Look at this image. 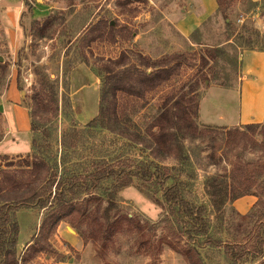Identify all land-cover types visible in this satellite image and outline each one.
<instances>
[{
  "label": "rangeland",
  "instance_id": "obj_1",
  "mask_svg": "<svg viewBox=\"0 0 264 264\" xmlns=\"http://www.w3.org/2000/svg\"><path fill=\"white\" fill-rule=\"evenodd\" d=\"M234 1L227 9L231 27L222 13L202 25L200 32L188 41L179 34L176 24L188 13H199L201 0H0V181L8 183L9 180L3 181L6 175L24 177L21 170L30 169L26 160L32 162L34 156L32 139L44 136L46 125H50L59 138L70 130L67 141L76 140V145L71 147L69 163L75 164V168H85L100 159L115 164L127 157L145 166L149 152L142 145L134 144L122 134L87 125L99 114L101 79L98 73L103 65L113 64L123 54L127 63L137 62L140 54L153 61L177 54L184 56V59L171 62L178 68L172 77L143 97L119 94V112L143 134L149 132L169 94H193L200 102L206 95L204 110L228 114L234 94L229 96L216 86H235L241 68L240 52L246 47L244 39L253 33L254 46L262 48L264 44V0H260L263 3L258 6H250L248 0ZM49 17L54 20L52 29L42 33L41 26ZM97 24L105 29L101 34L92 33L95 29H91ZM9 30L17 37L14 46L8 40ZM73 31L80 32L70 40ZM230 35L231 39L227 40ZM68 46H71L69 63L66 62ZM217 46L221 52H217L215 58L209 56V50ZM73 55L84 61L74 63ZM137 64L142 69V61ZM42 78L48 82V88L59 85V92H63L59 93L60 107L63 95L68 92L74 116L80 123L78 134L61 111L53 115L49 123H38L37 133L32 131L34 94L46 92ZM195 121L203 125L198 115ZM42 124L46 125L41 127ZM219 127L222 128L220 133L214 136L219 148L216 153L212 152L214 142L187 138L190 160L158 161L179 177L183 196L190 204L206 206V233L189 232L190 224L181 221L179 211H176L177 217L166 204L160 206L153 199L154 202L151 197L165 203V180L156 173L146 179L140 171L141 176L134 177L132 185L120 191L116 215L129 220H125L123 228L107 242L103 237L97 236L96 240L92 237V226L86 220L78 228L63 220L49 230L43 227V222L41 224L43 209L13 213L9 225L12 222L20 225L16 243L20 264H189L186 256L177 250L178 245H190L186 247L199 254L201 264H264V252L258 257L239 255L235 260L229 255L234 247L241 250L248 243L252 244L250 248L256 245L264 251V227L260 229V237L255 231L260 228L258 219L264 212V176L252 185L257 195L248 194L236 200L229 197L220 208L213 205L211 194L214 182L232 183L230 170L237 169L239 163L255 165L253 171L258 173V166L264 161V150L254 141L234 149L223 134V127L237 126ZM238 127L256 141H263L262 126L250 129L244 124ZM244 185L246 183L241 184ZM246 196H253L256 201L242 210L238 200ZM98 197L103 206L107 205L105 195ZM40 226L43 234L40 232L38 239L45 246L25 262L22 254L38 246L36 234Z\"/></svg>",
  "mask_w": 264,
  "mask_h": 264
},
{
  "label": "trees",
  "instance_id": "obj_2",
  "mask_svg": "<svg viewBox=\"0 0 264 264\" xmlns=\"http://www.w3.org/2000/svg\"><path fill=\"white\" fill-rule=\"evenodd\" d=\"M234 2V0H217L218 8L216 12L210 15L202 25H206L223 13L226 23L231 27L232 22L227 9ZM262 3V1L248 0L250 6H258ZM53 24V18L49 17L42 24L41 32L51 30ZM201 26L189 37H185L180 32L179 34L189 41L196 33L200 32ZM242 26L245 28V25ZM78 29H80V26ZM91 30H94L92 33L101 34L105 29L97 24ZM79 32L73 31L70 40ZM252 34L244 39L245 48L264 50V44L262 48L254 46L255 41ZM231 36L227 40H230ZM234 46L237 49L236 45ZM70 48L71 46L66 48V62L68 63L70 62L69 58H71ZM214 48V50H209V56L215 58L217 52L221 51L218 49L219 46ZM123 55L113 64L103 65V70L98 73L101 79L99 114L87 125L122 134L134 144L142 145L149 152L145 166H140V162L127 157L119 159L118 164L100 159L85 168H75V164L69 163V160H71V147L76 145V140H72L71 143L67 141V138L71 135L70 130H66L59 138L58 135L54 134V130L50 125L42 124L41 127L46 125L43 130L45 135L34 136L31 142L34 156L32 162L29 159L26 160V165L30 169L21 170L24 177L22 175L20 178H15L12 175L3 177V181L9 180V185V182L3 183L0 181V264H20L21 257H18L16 247L20 225L17 222H12L9 225L11 215L19 210L43 209L41 224L43 222V227L47 226L49 230L54 229L63 220L68 221L76 228L81 226L82 221L86 220L92 226L90 233L95 240L97 236L103 237L105 242L112 239L114 234L123 228L125 220H129L128 217H118L116 215L119 209L120 191L131 186L134 182L133 178L141 176L140 171L145 174L146 179L156 173L162 181L165 180L163 189L165 203L151 197L152 200L154 199L160 206L166 204L170 212L171 210L175 212V216H177L176 211H179L181 221H188L190 224L189 232L197 231L199 234L207 232L208 225L204 213L206 206L190 204L183 196L179 177L166 165H160L158 161H165L169 158H176L182 162L190 160L189 150L185 143L187 138L202 139L207 143L214 142L212 152L216 153L219 148L214 136L220 133L219 130L222 128L204 124L200 126L196 123L195 117L199 114L200 99L198 96L189 93L169 94L163 102L162 111L152 121L147 134H143L142 131L134 128L130 125L129 119L119 112V94L126 93L143 97L147 91L153 90L168 81L178 69L177 66L171 65V62L175 59H184V56L183 54H177L178 56L173 55L153 61L150 57L140 54L137 61H142V69H140L141 65L137 62H125ZM72 58L76 64L84 61L83 58L78 56L73 55ZM149 68H152V70L149 71ZM50 81L57 83L56 80L50 79ZM41 83L46 92L45 94L41 92L34 94L32 131L37 133L40 128L38 123L45 121L49 123L52 116L58 115L61 111L69 119L71 127L75 128V134H78L77 125H80V123L74 116V109L68 92L63 95L64 100L60 107L58 102L59 93L63 94V92H59V85L56 88H48V82L44 78H42ZM36 118H38V121ZM246 126L250 129L262 126L260 133L263 136V141H256L247 131L238 126L223 127L225 129L223 134L234 149L254 141L264 150V123H249ZM75 134H72V136H75ZM135 162H138V164ZM253 166L255 165L249 166L239 163L237 169L232 168L230 170L232 183L226 181L227 184L224 185L221 184V181L220 183L214 182L211 186L213 188L211 190L213 205L220 208L229 197L236 200L248 194L257 195L254 193L253 186L264 176V161L258 166V173L253 171ZM243 183H246V185L241 186ZM262 191L264 193V186ZM87 194L93 195L88 199L82 198ZM100 194L106 196L107 205L103 206V202H100L98 197ZM258 196L260 199V195ZM93 205H95L94 210L92 209ZM101 211L103 216L100 215ZM258 221L260 228H256L255 231L257 237H260V229L264 227V212L259 215ZM139 227L141 229L142 226ZM40 232L41 226L39 227V233L36 234L38 246L33 248L32 252L27 253V251L22 254V259L25 262L31 259L29 257L35 254L38 249L45 246V243H41L38 239L42 233ZM12 233L14 234L13 237L11 236ZM251 245V243H248L241 250L234 247L233 250H230L231 259L235 260L239 255L244 257L254 254L255 257H258L263 254L264 251L261 247L255 245L250 248ZM186 246L179 247L178 245L177 250H180L186 256L189 264H201L199 254L195 253L191 247Z\"/></svg>",
  "mask_w": 264,
  "mask_h": 264
},
{
  "label": "crops",
  "instance_id": "obj_3",
  "mask_svg": "<svg viewBox=\"0 0 264 264\" xmlns=\"http://www.w3.org/2000/svg\"><path fill=\"white\" fill-rule=\"evenodd\" d=\"M201 2L202 10L199 13H188L177 21L176 28L185 37H189L218 8L217 0H201ZM7 36L8 40L11 41V46H14L16 35L12 30H9ZM240 65L241 68L235 86L231 88L216 86V89L227 93L229 96L232 93L234 94V98L227 108L229 113L226 114L222 111L210 113L208 110H204L203 101L206 97L204 95L200 102L198 114V119L202 124L241 126L249 123L264 122V50L243 48L240 52ZM246 198L251 201L249 207L256 201L253 196H246Z\"/></svg>",
  "mask_w": 264,
  "mask_h": 264
},
{
  "label": "bare ground",
  "instance_id": "obj_4",
  "mask_svg": "<svg viewBox=\"0 0 264 264\" xmlns=\"http://www.w3.org/2000/svg\"><path fill=\"white\" fill-rule=\"evenodd\" d=\"M251 201L248 200V198H242L240 200H238V206L242 209L245 210L247 205H250Z\"/></svg>",
  "mask_w": 264,
  "mask_h": 264
},
{
  "label": "water",
  "instance_id": "obj_5",
  "mask_svg": "<svg viewBox=\"0 0 264 264\" xmlns=\"http://www.w3.org/2000/svg\"><path fill=\"white\" fill-rule=\"evenodd\" d=\"M0 59L2 60V57H0Z\"/></svg>",
  "mask_w": 264,
  "mask_h": 264
},
{
  "label": "built area",
  "instance_id": "obj_6",
  "mask_svg": "<svg viewBox=\"0 0 264 264\" xmlns=\"http://www.w3.org/2000/svg\"><path fill=\"white\" fill-rule=\"evenodd\" d=\"M65 264V263H64Z\"/></svg>",
  "mask_w": 264,
  "mask_h": 264
}]
</instances>
